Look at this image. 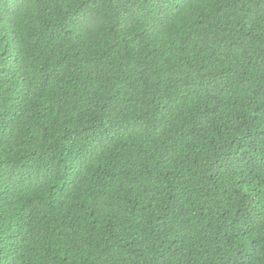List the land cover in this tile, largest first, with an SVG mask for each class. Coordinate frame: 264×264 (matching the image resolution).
Masks as SVG:
<instances>
[{
	"label": "trees",
	"instance_id": "obj_1",
	"mask_svg": "<svg viewBox=\"0 0 264 264\" xmlns=\"http://www.w3.org/2000/svg\"><path fill=\"white\" fill-rule=\"evenodd\" d=\"M262 7L0 0V264H264Z\"/></svg>",
	"mask_w": 264,
	"mask_h": 264
},
{
	"label": "snow or ice",
	"instance_id": "obj_2",
	"mask_svg": "<svg viewBox=\"0 0 264 264\" xmlns=\"http://www.w3.org/2000/svg\"><path fill=\"white\" fill-rule=\"evenodd\" d=\"M150 10L144 11L143 9L134 10L132 14H125L120 20V27L125 28L129 26L130 22L135 15L136 20L143 25L140 28L141 32H144L146 38H149L152 34L156 33L162 26H164L171 18H173L178 12L182 11L187 0H147ZM261 15H264V7L260 9ZM95 22L94 17L88 15L83 17L80 21L82 28H87ZM114 112H118L114 108ZM111 118V117H110ZM138 128H143V125H137ZM264 127V125H262ZM116 132L105 133L104 139L99 142L93 140L91 142H85L81 145V150L78 157L75 159H69L66 161L67 178L72 181L77 175L86 170L97 160L104 152L105 148L110 142L115 139ZM133 132L135 130H132ZM261 223H264V216L259 218Z\"/></svg>",
	"mask_w": 264,
	"mask_h": 264
}]
</instances>
